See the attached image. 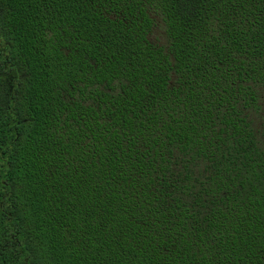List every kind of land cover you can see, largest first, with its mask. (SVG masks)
Masks as SVG:
<instances>
[{"label": "trees", "instance_id": "obj_1", "mask_svg": "<svg viewBox=\"0 0 264 264\" xmlns=\"http://www.w3.org/2000/svg\"><path fill=\"white\" fill-rule=\"evenodd\" d=\"M0 264H264V0H0Z\"/></svg>", "mask_w": 264, "mask_h": 264}]
</instances>
